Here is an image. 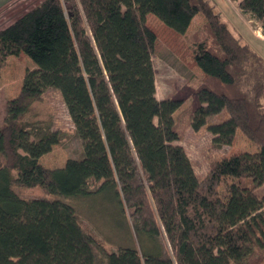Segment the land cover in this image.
<instances>
[{
	"label": "trees",
	"instance_id": "trees-1",
	"mask_svg": "<svg viewBox=\"0 0 264 264\" xmlns=\"http://www.w3.org/2000/svg\"><path fill=\"white\" fill-rule=\"evenodd\" d=\"M236 1L264 30V0ZM148 14L182 35L204 15L191 39L205 74L189 83L199 103L191 127H206L216 145H230L241 130L258 151L195 172L176 142L183 98L156 95L152 54L160 43ZM21 53L35 67L0 123V264L260 263L264 58L212 0H42L0 28V70ZM49 88L60 92L83 145L79 157L53 168L40 158L60 131L26 120ZM227 177L234 180L224 200ZM15 185L42 186L54 198L22 197ZM103 217L124 221V234Z\"/></svg>",
	"mask_w": 264,
	"mask_h": 264
},
{
	"label": "rangeland",
	"instance_id": "rangeland-1",
	"mask_svg": "<svg viewBox=\"0 0 264 264\" xmlns=\"http://www.w3.org/2000/svg\"><path fill=\"white\" fill-rule=\"evenodd\" d=\"M41 1L7 0L3 5L0 2V28L10 24L24 11ZM212 1L215 3L217 10L222 12L223 19L229 23L230 27L234 29L236 24L239 30L241 29L248 35L247 31L242 29L238 12H236V8L232 3L227 0ZM204 22V15L199 14L193 20L186 34L182 35L166 26L156 16H147V23L157 34L160 43L152 54L156 95L158 98H183L182 105L174 113L176 126L180 133V139L176 142L183 145L193 162L195 172L200 176L208 171L210 163L215 159H220L233 153L259 150V145L248 139L241 130H237L235 138L230 145H216L212 141L213 134L206 127L198 131H194L191 127L190 115L192 108L199 103L193 93V86H189V83H192L193 77H205V74L194 59L191 39L192 35L200 29ZM247 25L251 31L249 35L264 37L263 30L257 27L255 21H248ZM234 30L237 31V29ZM244 37L242 41L249 44L251 48L264 58V40L257 39L254 36L244 35ZM34 67L33 61L24 53L8 56L0 70V123L3 122L6 115L8 101L16 98L21 90L26 70ZM226 115L227 112L223 111L219 115L211 116L208 119V123L220 121ZM26 120L32 122L41 121L45 125H49L53 130L60 131L61 141L54 144L51 151L40 158V162L46 167L63 166L69 157H79L82 154V141L75 133L71 118L57 89H47L41 100L33 103L27 113ZM2 162V156L0 155V163ZM233 180V178L227 177L219 186V194L224 200L228 198V186ZM13 188L20 196L26 198H54L53 195L47 194L42 186L15 185ZM103 218L111 220L113 229L118 233L124 234L126 224L119 217ZM101 220L103 221V219ZM98 237L100 238L101 235L99 234ZM118 238L120 239L119 235ZM106 244L112 249L116 248V243L108 241ZM259 264H264V255Z\"/></svg>",
	"mask_w": 264,
	"mask_h": 264
},
{
	"label": "crops",
	"instance_id": "crops-1",
	"mask_svg": "<svg viewBox=\"0 0 264 264\" xmlns=\"http://www.w3.org/2000/svg\"><path fill=\"white\" fill-rule=\"evenodd\" d=\"M228 2H230V3H232L234 6H235V8H236V12H238V15H239V18H240V21H241V23H242V29H244L245 31H247V33H248V35L247 34H245L243 31H241V29L239 30V27L238 26H236V24H235V28L234 29H237V31L241 34V36H242V40L245 38L244 37V35H246V36H254L255 38H257V39H260V40H264V37H258V36H256V35H249V34H251V31L249 30V28H248V25H247V23H248V21H255V23L257 24V27H259V29L260 30H263V28H262V26H261V23L260 22H258V21H256V20H253L252 18H250V16H248V15H246V14H243L240 10H239V8H238V6H237V1L236 0H227ZM1 2V5H3V4H5L6 2H7V0H2V1H0ZM222 13V12H221ZM150 15H153V14H148V16H150ZM153 16H155V15H153ZM256 30H258V29H256ZM263 32H264V30H263Z\"/></svg>",
	"mask_w": 264,
	"mask_h": 264
}]
</instances>
